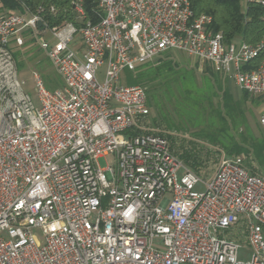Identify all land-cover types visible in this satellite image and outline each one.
Listing matches in <instances>:
<instances>
[{"label": "built area", "instance_id": "built-area-1", "mask_svg": "<svg viewBox=\"0 0 264 264\" xmlns=\"http://www.w3.org/2000/svg\"><path fill=\"white\" fill-rule=\"evenodd\" d=\"M71 4L81 25L0 8V264H264V176L224 156L202 178L152 127L147 87L121 83L177 51L264 99V36L226 42L189 0H98L97 22ZM27 32L49 34L40 43L64 83L51 92L35 74L39 106L13 53Z\"/></svg>", "mask_w": 264, "mask_h": 264}, {"label": "rangeland", "instance_id": "rangeland-1", "mask_svg": "<svg viewBox=\"0 0 264 264\" xmlns=\"http://www.w3.org/2000/svg\"><path fill=\"white\" fill-rule=\"evenodd\" d=\"M245 4L244 0V7ZM23 37L26 41L25 46L13 49L18 66V78L23 84L25 93L30 95L36 106H39L35 91V74L41 77L44 86L51 92L61 89L64 83L40 43L42 37L46 42L51 43L49 34H40L36 37L34 33L27 32L23 34ZM163 59L173 60L178 64V67L175 74H168L164 81L144 84L148 89L147 97L150 104L152 127L159 130L164 129L166 134L174 139L173 149L178 156L191 150V142L196 144L195 148L201 150L198 152L202 155L199 174L205 178L215 171L220 160L226 156V152L219 147L211 146L205 139H200L196 135L200 132L215 134L223 127L222 121L217 117V111L222 109V91L220 89H224L225 85L222 84V87H218L221 82L205 75L206 71L200 73L198 71L199 63L184 53L174 51L169 58L163 57ZM140 77L138 69L135 72L125 69L121 74V83L128 86L140 85L138 84ZM231 83L227 85L230 87L231 96L236 101L241 100L244 93L233 82ZM154 91L158 92L161 104L160 101L159 104H155ZM250 98H254V102L249 100L247 104V125L257 136H260V132L264 136V129L259 125V119L264 110V101L249 95ZM168 124L171 125V128L165 129ZM232 134L235 135V132ZM113 163L112 156L98 160V164L102 168ZM197 189L203 190V187L199 186ZM238 241L241 242L239 259L243 262L251 261L253 252L244 242V236L241 235ZM157 244L158 241L155 242V245Z\"/></svg>", "mask_w": 264, "mask_h": 264}, {"label": "trees", "instance_id": "trees-1", "mask_svg": "<svg viewBox=\"0 0 264 264\" xmlns=\"http://www.w3.org/2000/svg\"><path fill=\"white\" fill-rule=\"evenodd\" d=\"M3 5L10 10H20L25 4L31 10L36 11L43 7L46 10L45 19L48 20L50 26L62 25L65 22H75L81 25V21L77 22V13L71 4V0H2ZM192 10L196 16L206 14L212 17V28L215 32H221L224 35L226 42H246L250 44L258 43L264 36V9L255 4H245L244 0H189ZM98 0H84L85 20L97 22L99 16L97 15ZM54 7L56 12L51 14L49 9ZM171 54L167 53L163 57L169 58ZM160 57L153 62L142 65L138 68L141 77L138 84L144 85L146 82L157 83L164 81L168 74H175L178 64L173 60H164ZM261 62V59L254 61L246 70L256 68ZM205 75L219 81L220 87L225 85L222 91V109L217 111V117L222 121L223 127L215 134H202L201 132L196 136L200 139H205L211 146L219 147L226 152L227 157L244 156L245 165L253 174L264 176V136L260 132V136L253 133L247 123V104L250 100L249 94L244 93L241 100H234L230 94L231 84L229 79H223L216 75L211 69L207 68ZM223 83H222V81ZM187 87V85H184ZM227 86V87H226ZM222 87V86H221ZM148 90V89H147ZM155 92V91H154ZM163 95V91H162ZM156 99L155 104H159V94L154 93ZM258 100L263 98L258 97ZM162 102L160 101V104ZM148 105L149 100H148ZM166 128H171L168 124ZM242 129V131H240ZM164 131V129H162ZM165 132V131H164ZM235 132V135L232 134ZM172 147L174 139L168 136ZM196 144L191 142V150L179 157L186 163V165L193 171L200 173L199 168L202 165L201 151L195 148Z\"/></svg>", "mask_w": 264, "mask_h": 264}, {"label": "crops", "instance_id": "crops-1", "mask_svg": "<svg viewBox=\"0 0 264 264\" xmlns=\"http://www.w3.org/2000/svg\"><path fill=\"white\" fill-rule=\"evenodd\" d=\"M3 1L1 2L0 8H4ZM232 84V83H231Z\"/></svg>", "mask_w": 264, "mask_h": 264}, {"label": "water", "instance_id": "water-1", "mask_svg": "<svg viewBox=\"0 0 264 264\" xmlns=\"http://www.w3.org/2000/svg\"><path fill=\"white\" fill-rule=\"evenodd\" d=\"M39 26H40V27H42V26H43L42 22H40V23H39Z\"/></svg>", "mask_w": 264, "mask_h": 264}]
</instances>
